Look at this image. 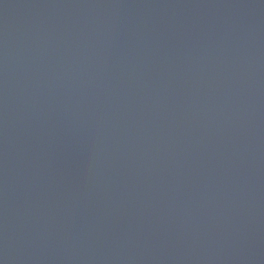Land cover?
<instances>
[{"label":"water","instance_id":"95a60500","mask_svg":"<svg viewBox=\"0 0 264 264\" xmlns=\"http://www.w3.org/2000/svg\"><path fill=\"white\" fill-rule=\"evenodd\" d=\"M0 264H264V0H0Z\"/></svg>","mask_w":264,"mask_h":264}]
</instances>
